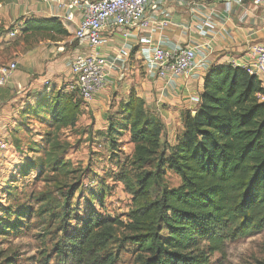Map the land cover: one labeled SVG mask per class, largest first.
<instances>
[{"label": "trees", "instance_id": "16d2710c", "mask_svg": "<svg viewBox=\"0 0 264 264\" xmlns=\"http://www.w3.org/2000/svg\"><path fill=\"white\" fill-rule=\"evenodd\" d=\"M11 30L0 23V37ZM19 33L26 42L68 36L58 17L27 19ZM51 94L50 127L74 126L82 101L77 90L78 98ZM263 95L260 79L244 67L211 66L196 108L182 112L183 128L172 145L163 141L164 125L142 98L130 91L119 100L100 134L114 149L127 133L132 146L130 165L136 173L118 179L132 195L127 221L89 212L81 229L53 243L57 264H115L117 255L106 250L119 231L121 242L138 246L135 264H210L213 254L225 256L228 241L263 231ZM165 169L179 178L176 187L161 184ZM60 193L67 225L73 214L66 201L73 191ZM18 223L5 228L19 230Z\"/></svg>", "mask_w": 264, "mask_h": 264}, {"label": "rangeland", "instance_id": "374dc122", "mask_svg": "<svg viewBox=\"0 0 264 264\" xmlns=\"http://www.w3.org/2000/svg\"><path fill=\"white\" fill-rule=\"evenodd\" d=\"M21 41L17 34L2 40L0 63L24 52ZM74 84L73 76L72 81L64 79L59 85L49 81V91L43 85L34 93L26 92L21 102L11 103L12 97L0 106V141L6 144L0 147V264H57L53 243L59 236L81 229L91 211L127 221L132 195L118 179L136 173L130 165L132 146L127 133L114 149L100 134L108 115L117 110L115 96L104 106H96L94 99L88 103L79 99L74 126L55 131L48 123L51 93L77 97ZM179 183L165 169L161 184L172 188ZM70 189L73 194L66 204L73 217L64 225L60 211L65 200L60 192ZM159 190L156 187L153 194ZM17 219L19 230L5 228ZM121 237L119 231L106 252L117 255L115 264H135L138 246L121 242ZM210 264H264V230L228 241L225 256L213 254Z\"/></svg>", "mask_w": 264, "mask_h": 264}, {"label": "crops", "instance_id": "0c3cea01", "mask_svg": "<svg viewBox=\"0 0 264 264\" xmlns=\"http://www.w3.org/2000/svg\"><path fill=\"white\" fill-rule=\"evenodd\" d=\"M64 13L56 4L40 0H0V23L4 30L12 27L11 31L3 33L0 43L11 32L20 37L24 21L31 18L58 17L68 32V36L56 41L38 39L19 43L25 50L10 60L16 61L17 69L7 85L0 89V106L12 97L11 103L21 102L26 92L34 93L35 89L44 88L45 79L51 85H59L64 79L72 81L71 57L88 47L84 40L74 37L80 19L78 10H73V19L68 22L64 21ZM155 15V27L129 32L128 39L132 44L129 58L110 69L106 86L95 96L94 102L96 106H104L113 95L119 101L133 91L145 101L149 110L158 114L164 125L162 139L172 145L183 128L182 112L196 108L191 98L202 93L206 71L211 66L225 64L245 67L251 61L249 47L264 43V6L242 2L226 11L222 3L206 1L190 10L185 5L168 2L162 4ZM161 23L166 26L159 31L157 27ZM103 35L106 43L100 51L114 61L122 36L119 32L112 36L104 32ZM158 42L165 46L203 44L206 57L203 59L198 55L199 65L187 77L178 76L164 85L162 80L146 74V58ZM260 81L264 88V80ZM261 97L264 99V95Z\"/></svg>", "mask_w": 264, "mask_h": 264}, {"label": "built area", "instance_id": "2783aa9c", "mask_svg": "<svg viewBox=\"0 0 264 264\" xmlns=\"http://www.w3.org/2000/svg\"><path fill=\"white\" fill-rule=\"evenodd\" d=\"M56 4L64 13V21H72L73 10L79 12L80 19L74 31L77 40H84L88 49L72 55L69 71L74 78L76 90L83 102H91L106 86L110 69L118 62L129 58L132 44L128 36L131 30L155 27V14L164 3L174 2L193 10L206 2H220L226 11L242 2L254 6H264V0H40ZM166 26L159 24V31ZM113 35L119 32L121 42L114 54V61L101 53L100 48L106 43L103 33ZM202 33L205 35L204 31ZM14 33L11 32L10 36ZM111 35V36H112ZM203 44L163 45L158 42L146 58V74L168 85L176 77H187L195 66L198 55L204 59ZM251 61L244 67L249 74L264 80V43H254L249 47ZM203 64V63H202ZM17 69L16 61L0 63V89L4 88ZM43 85L49 90V80ZM19 90L20 87H17ZM194 105L199 103V96L191 98ZM0 141V147H5Z\"/></svg>", "mask_w": 264, "mask_h": 264}]
</instances>
